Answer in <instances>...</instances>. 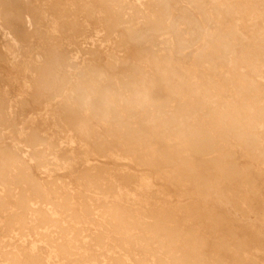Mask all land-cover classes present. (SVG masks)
I'll use <instances>...</instances> for the list:
<instances>
[{"label": "rangeland", "instance_id": "obj_1", "mask_svg": "<svg viewBox=\"0 0 264 264\" xmlns=\"http://www.w3.org/2000/svg\"><path fill=\"white\" fill-rule=\"evenodd\" d=\"M165 2L162 15L149 0H0V42L6 33L20 55L0 46V98L12 111L5 137L8 145L17 133L41 137L42 146L22 150L46 157L44 166L28 162L44 199L32 201L24 223V185L15 172L0 178V264L22 249L51 264L123 255L126 264H264V0ZM49 48L54 84L36 97L30 66ZM150 55L166 58L169 72L167 90L153 88L156 102L167 97L157 113L117 85ZM67 80L112 93L108 115L83 112L86 137L59 122L71 103Z\"/></svg>", "mask_w": 264, "mask_h": 264}, {"label": "bare ground", "instance_id": "obj_2", "mask_svg": "<svg viewBox=\"0 0 264 264\" xmlns=\"http://www.w3.org/2000/svg\"><path fill=\"white\" fill-rule=\"evenodd\" d=\"M111 1H113V0H98V2L101 5H105V4L107 5ZM169 1L170 0H168V3H169ZM149 2L151 3L150 4V7H152L151 9H155V11L157 13L159 12V14L165 15L164 13L166 12V8H167L165 0H149ZM177 6H178V4H177ZM148 7L149 6H147V8ZM167 10H169V9H167ZM148 11L146 13H148ZM151 11H153V10H151ZM169 11H171V10H169ZM169 11H167L166 14L169 13ZM172 13H174V12H172ZM150 17L151 16L147 15L148 21L152 17L154 18V15L151 18ZM172 18L173 17H171V20H174ZM151 21L153 22V20H151ZM119 23H120V21L117 22L114 26V30L116 32H117V30L115 28L119 25ZM124 23H126V22H124ZM169 24L167 26H169ZM129 25L130 24H128V26ZM128 29H129V27H128ZM118 31H119V29H118ZM169 33H168V35H169ZM166 34H164V35H166ZM1 37L3 39L2 42H0V46H1L2 50L5 52V54L10 56L12 59L17 60L20 55L18 54V51H17V48H16L14 41L4 32L1 33ZM127 39L128 38H126V40ZM226 40H227V37H226ZM131 54H134L133 51L131 52ZM134 55H136V54H134ZM226 56H228V55H226ZM137 60L140 62V65L142 67L139 66L138 68H135L132 70L130 69L132 66L130 68H128V71H129V69H130V71L126 74V80L122 81L120 83L117 82V85H118L120 91L128 92L132 96L133 105L135 107L140 108V107L145 106V105L151 106L153 108L152 111L154 113H157L161 110V108L163 107V104L165 102H167V97L164 95V98L162 101L156 102L154 100V96H153V88L158 84H163L164 91L167 90V86H168L167 83L169 81L168 80L169 79V72H168L167 60H166V58H158L154 55L145 56V57L141 56V58H139ZM57 63L58 62H57V57L55 55V50L52 48H49L46 52V58L44 61H42V62L41 61H35L30 66V68H33L37 71V78L32 82V93L34 96L38 97L42 93L43 90H50L52 88V85L54 84V79L56 76L55 71L58 68ZM137 64H139V63H137ZM56 66H57V68H56ZM105 67L107 68V66H105ZM145 67H149V68L153 69L155 72H157V79L156 80L154 78H150L148 76V74L144 72V70L142 68H145ZM125 71H126V69H125ZM224 74H225V72H224ZM233 75H234V73H233ZM238 76H240V75H238ZM98 79L101 80L102 78L98 76ZM65 82L66 83H65V86L63 89L68 91V97H70L71 103L65 109V111H64L62 117L60 118L59 122L61 125L66 127V129L70 130L75 135H78L81 137H86L90 133V122H89L88 117L86 115H84L83 112L88 111L90 108L94 109L95 107L98 106L101 108L103 115H105V116L108 115L109 109L113 104L112 93L106 87V84L103 85L102 87H100L99 90L91 92V94H88L86 92H82L79 90L72 89L71 83L69 84L68 80ZM195 88H196V86H195ZM170 91H171L172 95H177V93H178L177 89L172 88V89H170ZM210 92H211L210 88L207 87V88H205L203 94L207 95ZM128 105H130V104H128ZM180 107H181L180 109H181L182 113L184 111L183 115H185V116L187 115V116L193 117L195 112H196V108H192V109L188 110V109H184L182 107V105ZM11 113H12V111L10 110V106L8 105V103L3 98H0V178L5 176L8 173L15 172L17 175V182L24 185V188H23L22 192L19 194L18 199H17L18 208L20 210L17 220L20 223H24L25 214L30 209H32V207H33L32 201L34 199H37L38 202H43V199H44V195H43V192H42L40 185L36 181H34V179L32 178V175L30 172V166H29L28 162H34L38 167L44 166L46 157H45V155L41 149L37 150L36 152L29 154V153H25L22 150V147H25L26 149H29L30 147H40L44 144V140L41 137H37V136H32L31 138L26 139L22 136V134L17 133L16 134L17 139H15V141L13 143L8 145L7 137H5V134L9 132V129H8V125L6 123L4 124L3 122L6 120L8 115ZM227 118H229V117H227ZM195 133H197V132H195ZM46 221H47V219L43 215H41L39 218V223H37V224L42 226L46 223ZM52 240L53 239L48 238V242H51ZM103 242H104L103 236H99L97 238V243L101 245V244H103ZM113 243H116V241ZM113 245L114 244H112V246ZM58 247H59V245H58ZM61 250H62V248H61ZM8 255H9L8 257L10 258L11 264H21L23 262H28V261L30 263H34V264H35V262H36V264H38L39 262H41L39 264H51L49 261L44 262V263H42V261L38 262V260L41 258H40L37 251L30 252L26 249H22L20 251H15L12 253L10 252ZM127 259H128V257L127 256L124 257V255H123L121 257L110 258L108 262L105 260L104 261L101 260V261H103V264H124V263L126 264ZM135 262H136V260H135ZM88 264H94V263H88Z\"/></svg>", "mask_w": 264, "mask_h": 264}]
</instances>
